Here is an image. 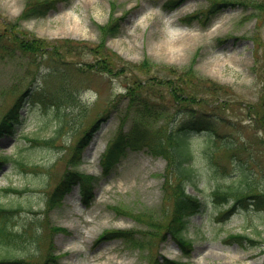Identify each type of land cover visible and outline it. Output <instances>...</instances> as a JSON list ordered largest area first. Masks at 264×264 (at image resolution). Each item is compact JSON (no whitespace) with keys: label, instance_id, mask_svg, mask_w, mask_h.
<instances>
[{"label":"rangeland","instance_id":"1","mask_svg":"<svg viewBox=\"0 0 264 264\" xmlns=\"http://www.w3.org/2000/svg\"><path fill=\"white\" fill-rule=\"evenodd\" d=\"M31 1L0 0V118L26 86L35 92L24 98L13 131L0 136V157H8L0 206L16 209L8 224L22 234L0 244V256L12 257L8 264H151L158 256L264 264V205L255 204L264 203V0H54L44 15L21 17ZM212 1L215 13L202 17ZM113 6L120 32L100 42L98 24ZM13 34L42 39L60 57L50 63L46 54H23ZM96 61L111 72L90 68ZM169 81L198 102L173 98ZM38 92L71 99L58 109L43 105ZM191 114L218 134L210 133L213 142L205 130L192 138L203 147L194 152L186 191L201 206L186 217L191 247L184 251L165 231L173 204L162 189L165 158L146 145L126 147L105 175L100 156L118 132L149 135ZM86 131L79 159L73 150ZM221 139L236 147L226 150ZM66 169L93 176L89 194L76 183L51 208Z\"/></svg>","mask_w":264,"mask_h":264},{"label":"trees","instance_id":"2","mask_svg":"<svg viewBox=\"0 0 264 264\" xmlns=\"http://www.w3.org/2000/svg\"><path fill=\"white\" fill-rule=\"evenodd\" d=\"M54 0H32L22 12L23 18H26L30 15H44L50 7H53ZM218 3L216 1L210 2L207 9H205L202 17L206 18L215 13ZM111 16L108 21L103 24H98L100 29V42H105L108 37L115 36L120 32L121 22L120 18L113 16L115 11V6L111 7ZM202 13V12H201ZM200 15H196L198 17ZM199 18V17H198ZM200 19V18H199ZM13 34L10 37V41L14 44L15 49L19 50L23 54H29L32 58H35L37 54L43 56L46 54L48 56L49 62L57 61L60 57L58 49L53 50L51 48H46L42 39H31L29 36H23L20 34ZM58 48V47H56ZM45 49L44 51H41ZM103 66V67H102ZM90 68L97 67L99 70H104L111 72L107 63L104 65L100 61H96L89 64ZM63 71H60L62 74ZM169 93L175 99H184L198 102L195 96H191L189 93L184 95L183 88L178 87L168 82ZM35 94H32L30 86L26 88L16 97L14 103L8 108V110L0 118V136L7 132L13 131V124L20 117V108L23 107V101L25 97H31ZM56 93H40L38 92L40 102L45 105V100H49L52 104L56 105L59 109L63 104L67 103L68 99H71V94L68 92H61L60 94ZM68 98V99H67ZM264 102V100H263ZM264 104V103H262ZM264 114V113H263ZM264 120V118H262ZM99 120V119H97ZM95 121L91 124L90 129H93L97 126L98 121ZM208 120H199L195 117L194 114H191L185 120H180L177 124L170 126L165 131L155 130L151 133L145 134L144 132L140 133L133 137V132H130L127 135H122L118 132L116 136L109 142L108 147L102 153L100 158V165L102 168V173L107 175L113 169L115 164L118 162V159L122 156L124 148L129 147L131 149H139L142 145H146L149 149V152L153 154L161 155L166 160V166L163 172V182L162 189L164 196L166 198H172V209L170 212L171 219L169 220V226L165 229L167 233L178 242L180 247L187 251L191 247V240L187 238L185 233V227L187 223L186 217L190 213H194L199 210L201 202L196 198L195 194L187 192V183L191 181L193 177V168H192V159L194 157L195 150L200 149L201 145L193 141V135L196 132L205 130L209 134L208 141L213 142L216 137L211 136L210 133H217L215 127L209 123ZM96 129V128H95ZM89 132V131H88ZM86 131L77 141V144L74 147L73 154H75L79 159L81 157L82 149L89 142V134ZM144 133V134H143ZM55 136L50 138L43 139L45 143H51ZM31 140V139H30ZM32 140H34L32 138ZM222 140V139H221ZM220 145H223L226 150L233 151V148L236 147L232 141L226 142V140L220 141ZM219 145V146H220ZM218 146V147H219ZM203 147V146H202ZM201 147V148H202ZM7 156L0 157V168L2 164L6 162ZM72 159V156L70 160ZM17 165H27L21 160L16 159L14 161ZM93 176L85 175L81 172L74 171L71 169H66L61 176L58 184L52 190L49 198L48 205L53 208L56 206H61L63 204V198L67 192L72 188L75 183H80L81 191L84 198L87 197L91 188V179ZM227 192L235 191L233 187H229ZM240 190V189H239ZM239 194L241 191H239ZM215 190V196L220 194L219 191ZM236 192V191H235ZM222 195V194H220ZM218 197V196H217ZM223 197V195H222ZM255 197L253 199H256ZM239 202L242 199V196L239 195L236 198ZM259 202H256V205H264L261 198H258ZM231 208V205L227 207ZM226 208V209H227ZM14 208L2 207L0 206V244L10 243L11 241H16V238L21 237L19 231H14L9 227V222L11 221L10 213L15 211ZM222 211V212H221ZM220 211V216H223L225 209ZM117 231L114 232L111 237L116 235ZM118 235V234H117ZM120 235V234H119ZM124 236V234H121ZM243 237L242 235H234L235 238ZM126 239L129 236H125ZM162 240L165 239V235L162 234ZM246 237V236H245ZM248 238V237H247ZM249 239V238H248ZM12 257L9 256H0V264H8L7 259ZM151 264H185L184 262H179L175 260L168 259L163 256L156 257Z\"/></svg>","mask_w":264,"mask_h":264}]
</instances>
